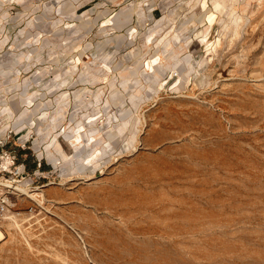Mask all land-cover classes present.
Segmentation results:
<instances>
[{
  "label": "rangeland",
  "instance_id": "1",
  "mask_svg": "<svg viewBox=\"0 0 264 264\" xmlns=\"http://www.w3.org/2000/svg\"><path fill=\"white\" fill-rule=\"evenodd\" d=\"M0 112V264H264V0H0Z\"/></svg>",
  "mask_w": 264,
  "mask_h": 264
},
{
  "label": "built area",
  "instance_id": "2",
  "mask_svg": "<svg viewBox=\"0 0 264 264\" xmlns=\"http://www.w3.org/2000/svg\"><path fill=\"white\" fill-rule=\"evenodd\" d=\"M5 145L6 143L0 140V179H3L5 175H13V177L21 176V179H24V172L20 171V167L15 165L16 158L12 152L5 149ZM11 169H14L15 172H12ZM9 207L10 199L7 191H0V221L3 219Z\"/></svg>",
  "mask_w": 264,
  "mask_h": 264
},
{
  "label": "crops",
  "instance_id": "3",
  "mask_svg": "<svg viewBox=\"0 0 264 264\" xmlns=\"http://www.w3.org/2000/svg\"><path fill=\"white\" fill-rule=\"evenodd\" d=\"M110 20H113L112 18H110ZM109 20V22H110ZM0 115H3V118H5L3 121L0 120V140L4 141L6 143L5 145V149H9L10 146H14L15 148H20L21 150H25L24 149V145L27 141H23L21 139L20 136H18L19 133L22 132V130H18V131H13L12 129H9V120H10V115H8V113H2L0 112ZM12 130V131H11ZM9 136V138H7ZM16 138V139H15ZM24 146V147H23ZM10 152L13 153V155L15 156L14 152L12 150H9ZM16 158V156H15ZM34 163V167H37V163L35 161H33ZM19 165V164H18ZM39 166V163H38ZM18 167L21 168V171H23L25 173V165L24 164H20Z\"/></svg>",
  "mask_w": 264,
  "mask_h": 264
},
{
  "label": "bare ground",
  "instance_id": "4",
  "mask_svg": "<svg viewBox=\"0 0 264 264\" xmlns=\"http://www.w3.org/2000/svg\"><path fill=\"white\" fill-rule=\"evenodd\" d=\"M114 16L117 17L116 14ZM20 171H21V168H20ZM3 181L4 180L0 179V187L3 186L5 188H11L14 191H18L19 193H21L23 195L24 194L28 195L29 197H31L34 200H37L38 198H39L38 200H40V201L45 200L44 196H42L41 192H40V194H36L35 190L34 191L30 190V189H28V187H24V186H20V185H13V184L11 185V184H8V183H4ZM37 191H40V190L37 189ZM5 219H6V217H5ZM10 219H14V218H10ZM2 227H3V225L1 224L0 225V241H2L4 239V233L1 231Z\"/></svg>",
  "mask_w": 264,
  "mask_h": 264
}]
</instances>
